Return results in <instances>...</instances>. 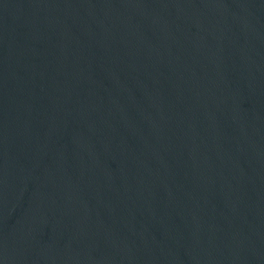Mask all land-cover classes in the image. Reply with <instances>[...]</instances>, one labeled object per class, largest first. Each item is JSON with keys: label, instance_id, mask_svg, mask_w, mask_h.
<instances>
[{"label": "water", "instance_id": "obj_1", "mask_svg": "<svg viewBox=\"0 0 264 264\" xmlns=\"http://www.w3.org/2000/svg\"><path fill=\"white\" fill-rule=\"evenodd\" d=\"M0 264H264V0H0Z\"/></svg>", "mask_w": 264, "mask_h": 264}]
</instances>
